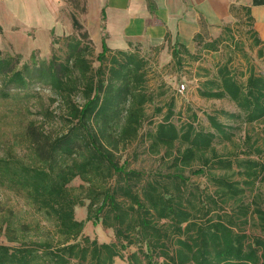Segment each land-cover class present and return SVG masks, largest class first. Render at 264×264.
I'll return each mask as SVG.
<instances>
[{"label":"trees","instance_id":"16d2710c","mask_svg":"<svg viewBox=\"0 0 264 264\" xmlns=\"http://www.w3.org/2000/svg\"><path fill=\"white\" fill-rule=\"evenodd\" d=\"M72 27L76 35L52 34L47 59L32 53L22 62L19 54L0 51V100L41 116L22 123L0 155V187L20 195L41 218L13 221L11 210L0 215V264H264V207L257 203L262 193L242 200L256 182L264 183V165L223 157L213 147L215 139L230 140L235 127L213 115L207 117L212 129L197 128L190 110V119L177 126L171 99L155 106V115L165 110L162 120L142 138L144 152L166 170L131 168L123 151L138 140L146 107L157 97L148 87V62L135 50L111 51L103 41L94 68L92 41L75 17ZM251 35L264 57V43L252 28ZM179 48L185 49H172L176 59ZM39 89L49 91L48 103ZM197 94L231 101L238 112L222 111L229 120L264 121V73L252 68L242 83L220 65L199 81ZM31 98H37V110L30 109ZM55 119V126L46 123ZM254 145H248V156L260 153ZM191 176H204L205 186ZM75 178L81 183L71 189ZM76 207H85L86 221L110 228L114 240L84 235ZM253 223L259 234L249 231Z\"/></svg>","mask_w":264,"mask_h":264},{"label":"rangeland","instance_id":"374dc122","mask_svg":"<svg viewBox=\"0 0 264 264\" xmlns=\"http://www.w3.org/2000/svg\"><path fill=\"white\" fill-rule=\"evenodd\" d=\"M80 0H63L59 11L61 29L64 35H76L77 32L72 27V15L75 14L73 5H79ZM231 16L229 20L221 26L218 32L209 33L203 36H197L193 47L182 49L179 48L180 54L178 59L172 56L171 48L165 45L143 46L135 45L129 50H135L145 58L149 65L148 87L154 90L157 95L154 104L146 107L147 119L144 121L138 140L129 144L123 151V156L128 157L130 167L138 170L151 171L161 167L166 170V166L158 160L157 156H152L144 152L142 146V138L144 132L155 123L162 120V114L155 115L153 113L155 106H164L169 100L175 102L174 115L172 122L180 126L184 121L190 119L189 113H194L197 120L194 122L195 127L209 130L208 116H216L222 123L233 125L235 127L234 134L230 140L215 139L213 147L218 154L230 159H245L246 157L254 158L264 165V121L261 123L240 124L222 114L238 112L236 106L228 99H206L199 97L197 87L199 81L203 80L205 75L212 77L220 65L227 64L236 79L242 83L247 77V70L252 68L256 73H264V57L257 55V49L253 44L250 23L246 11L245 1L235 0L230 8ZM53 36L58 37L53 34ZM52 50V48H51ZM51 50L46 55L40 54L38 51L32 52L38 61L47 59L51 55ZM64 48L61 45L56 46L57 55L63 54ZM31 53V54H32ZM97 51L94 49L90 56L91 64L96 68L99 63L96 61ZM4 55H17V53L9 50L2 51ZM30 54V55H31ZM29 56H21L22 62L28 61ZM181 84L185 86L183 93L177 92V87ZM42 101L48 103L49 91L46 89L38 90ZM160 94H162L160 96ZM37 98H31L30 109L37 110ZM19 106H14L12 100L7 102L0 100V155L4 152L5 146L12 143L14 132H18L21 126L30 119L41 120V116L35 114H22L18 112ZM52 107H55L52 106ZM23 123V124H22ZM48 125H57V120H46ZM47 125V126H48ZM49 127V126H48ZM212 129V128H211ZM250 140H249V138ZM253 142L255 147L260 149V153H253L250 156L249 144ZM235 168V166H234ZM216 173H222L213 170ZM185 175H189V171L185 170ZM233 175V174H232ZM240 176H235L238 180ZM192 182H197L204 187L206 178L204 176H191ZM239 181V180H238ZM81 183L75 178L70 184L71 189H76ZM255 192L262 193L261 199L257 200L264 207V183H255L253 191L246 192L242 198L244 203H249ZM8 210L13 212V221H40L33 208L29 206L24 199L15 192L0 187V215H4ZM75 218L84 221L83 234L90 238H95L98 242H112L114 240L113 231L110 228H104L100 224L93 225L90 221H86L85 207L75 208ZM252 223V221H251ZM44 229H50L49 224L41 222ZM249 231L252 233H260L258 227L254 223L250 226ZM6 243L4 238H1ZM135 248L130 247L129 252ZM117 263H122L116 259Z\"/></svg>","mask_w":264,"mask_h":264},{"label":"crops","instance_id":"0c3cea01","mask_svg":"<svg viewBox=\"0 0 264 264\" xmlns=\"http://www.w3.org/2000/svg\"><path fill=\"white\" fill-rule=\"evenodd\" d=\"M63 0H0V51L47 54L52 34L64 35L59 11ZM243 1V0H242ZM251 28L264 43V0H244ZM235 0H80L72 15L97 52L132 46L193 47L197 36L219 31Z\"/></svg>","mask_w":264,"mask_h":264},{"label":"built area","instance_id":"2783aa9c","mask_svg":"<svg viewBox=\"0 0 264 264\" xmlns=\"http://www.w3.org/2000/svg\"><path fill=\"white\" fill-rule=\"evenodd\" d=\"M176 90L178 93H183V91L185 90V86L183 84H181L179 87H177Z\"/></svg>","mask_w":264,"mask_h":264}]
</instances>
